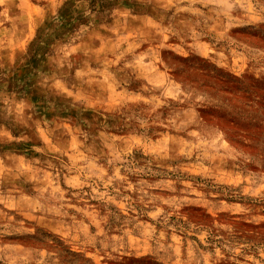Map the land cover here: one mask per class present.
I'll list each match as a JSON object with an SVG mask.
<instances>
[{"label":"rangeland","instance_id":"obj_1","mask_svg":"<svg viewBox=\"0 0 264 264\" xmlns=\"http://www.w3.org/2000/svg\"><path fill=\"white\" fill-rule=\"evenodd\" d=\"M255 31L264 0H0V264H264V142L174 75L264 83Z\"/></svg>","mask_w":264,"mask_h":264},{"label":"trees","instance_id":"obj_2","mask_svg":"<svg viewBox=\"0 0 264 264\" xmlns=\"http://www.w3.org/2000/svg\"><path fill=\"white\" fill-rule=\"evenodd\" d=\"M253 38H259V41L264 43V33L262 31H255L250 34ZM202 61V60H200ZM187 74L181 71H177L174 75L182 79L183 83L198 82L197 78L204 83L205 86L210 89L223 93L230 96H223L224 101L227 100L226 104L228 106H234V108H241V112L236 114V116L217 112L216 117L218 120L229 129L228 135L234 137L236 132H240V136L252 140L254 142L261 141L264 142V83L258 82L252 79H239L231 75L221 74L218 72H213L212 76L208 74L211 73L210 67L206 63L200 64L198 67L188 66L186 68ZM195 69V71L193 70ZM197 71H206L208 74H200ZM206 78L211 79L214 85H209ZM255 107H254V106ZM250 111V113H249ZM253 111V113L251 112ZM242 132H247V134H242ZM261 137V138H260ZM248 148H255L253 145H247ZM264 225L253 226L251 234L246 233L248 238L255 242V244L264 246ZM78 260L72 262V264H88L82 256L79 254L75 255Z\"/></svg>","mask_w":264,"mask_h":264}]
</instances>
